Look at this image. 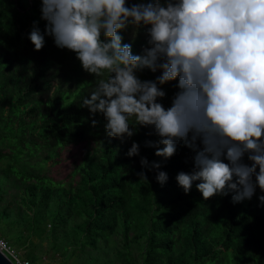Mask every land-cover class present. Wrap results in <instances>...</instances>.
Returning a JSON list of instances; mask_svg holds the SVG:
<instances>
[{"label": "trees", "instance_id": "1", "mask_svg": "<svg viewBox=\"0 0 264 264\" xmlns=\"http://www.w3.org/2000/svg\"><path fill=\"white\" fill-rule=\"evenodd\" d=\"M141 2L152 0H127L128 6ZM41 7V0H0V74L10 88L21 81L28 71V63L38 53L45 61L54 56L77 77L78 91L74 96L79 95L83 102L101 77L86 72L75 52L55 45L54 38L45 33L46 21L41 19ZM34 22H38L36 26L45 39L39 51L28 38ZM118 34L122 44H131L133 55H142L143 42L134 25L129 23ZM142 73H152L157 78L147 67L142 68ZM35 74L39 78L33 77L34 83L27 89L33 103L32 114L38 116L35 122L16 124L19 119L23 120L18 117V111L29 103L28 94L17 93L13 99L3 98L4 101L0 97L1 238L6 237L12 246L14 243L28 248L37 259L35 247L48 237L44 235L53 226L52 219L54 245L62 250V259L58 261L61 264L73 255L75 264H118V261L120 264H264V202L259 199L264 191L257 186L251 199L236 203L232 200L235 195L232 191L205 200L196 188L201 181H194L186 194L176 176L193 171L195 152L182 140L177 142L175 154L165 159L146 146L147 141L160 139L155 132L145 137L138 131L129 139L126 151L111 148L104 153L102 168L93 178L94 194L80 189L72 193V184L65 185L43 173L46 164L70 136L76 138L81 130L85 138L86 120L79 110L66 114L59 111L65 102L71 105L73 101L69 100L71 90L62 86L58 91L65 93L60 98L63 103L59 102V94L50 101L58 112L46 111L37 96L46 94L52 83L46 79V66L35 69ZM108 75L104 72L103 78ZM177 92V89L171 90L166 98L171 105ZM6 100L16 109L2 117ZM132 120L135 118L130 119V124ZM27 126L31 135L37 136L35 146L22 135ZM134 142L139 145V155L129 157L127 152ZM247 156L245 154L243 162ZM141 157L148 160L147 167L141 165ZM153 163H160L161 167L153 168ZM159 171L168 176L163 185L156 180ZM141 172L146 179L139 175ZM88 181L84 178L82 185ZM12 187L17 191L6 201ZM52 194L56 196L54 203L58 204L54 210L48 208ZM66 202V212L60 213ZM41 218L47 223V227L41 228L45 232L32 240L33 231L40 229ZM25 253L28 252L25 250Z\"/></svg>", "mask_w": 264, "mask_h": 264}, {"label": "clouds", "instance_id": "2", "mask_svg": "<svg viewBox=\"0 0 264 264\" xmlns=\"http://www.w3.org/2000/svg\"><path fill=\"white\" fill-rule=\"evenodd\" d=\"M41 4L45 33L58 48L75 52L86 72L101 77L82 106L103 114L108 137H132L137 125L152 127L160 139L146 146L165 159L184 141L195 152L193 171L176 176L186 194L194 181H201L196 188L205 200L232 191L236 203L251 199L257 186L264 191V0ZM37 23L28 38L39 51L45 39ZM129 23L149 26L150 47L143 55L122 44L118 33ZM145 67L157 78L144 75ZM105 71L109 75L103 78ZM170 81L178 92L165 109L158 100L170 95L165 88ZM245 154L251 166L243 162ZM127 155L138 156L139 145L134 142ZM140 163L148 166L145 157ZM167 179L165 172L157 173L162 185ZM259 199L264 202V196Z\"/></svg>", "mask_w": 264, "mask_h": 264}, {"label": "rangeland", "instance_id": "3", "mask_svg": "<svg viewBox=\"0 0 264 264\" xmlns=\"http://www.w3.org/2000/svg\"><path fill=\"white\" fill-rule=\"evenodd\" d=\"M147 3V2H146ZM147 27L143 24L136 26L134 25V29H137L138 35L140 37V42L142 43V46L140 49H142V55H143V49L145 47H150L148 45L147 41L149 39L147 34ZM51 55V54H50ZM22 65V64H21ZM42 66H46L47 71V77L46 79H49L52 83V87L48 90V92L45 94L40 93L37 97L42 99V107L48 110L54 111V113H57L58 111L55 108H52V103H50L51 99L59 94V102L62 104L63 101L60 99L65 93L59 92L58 87L62 86L63 88L68 90H71L72 97L69 98V100H73L72 104L69 105L68 102H65L63 106L60 108L59 111H61L63 114L68 113L69 111H76L79 110L82 114V116L86 120V136L85 138H82L81 130L78 132L79 136L69 137V140L66 141L62 148L59 149L58 153L49 160V162L46 164V168L43 171L46 175H48L52 180H56L59 182H63L65 185L72 184V193L75 192V190L80 189L81 191H85L86 193H95L93 191V178L95 177L96 171H98L99 168H102V159L103 155L106 151L113 148L115 150H120L122 152L127 150V144L131 137H123L121 138H110L106 134L105 130V124L106 120L102 113H91L88 108H85L82 106L81 97L74 96L75 93L78 91V79L75 75H72L66 66L65 63L59 62L54 56H52V60L45 61L40 53L37 54L36 58H34L32 61L28 63V71L26 72L25 76L19 81V83L12 85L10 88L8 85L5 84V80L3 79V76L0 74V97L5 98L8 97V99H13V95L17 93H26L28 96L26 97V100H28L27 105H22L20 110L18 111V117L22 118L23 120H18L16 124H19L22 122L23 124L29 123V122H35V120L38 118L36 114H32V105L33 103L30 101L31 96L27 92V89L32 86L34 83V79L39 78L35 74V69L40 68ZM6 71V68H5ZM106 72V71H105ZM161 75V73H159ZM165 88L170 94L171 90H176V85L174 84V81L167 82L165 84ZM13 92V93H12ZM15 99V98H14ZM4 101V100H3ZM158 102L162 103V105L165 107V109L169 108L171 105L170 100L163 98L159 99ZM84 108L88 111V114L86 115ZM15 110L16 107L12 106L9 103V100L5 101V111L2 117L9 116L10 112L12 110ZM1 117V116H0ZM17 117V118H18ZM16 118V119H17ZM93 120L96 121V124L93 125ZM71 121H74L71 119ZM135 121L132 120L131 124H134ZM72 125L67 128L66 133H68L71 130ZM130 128H132V125H130ZM30 127H25V133L22 135H25V138H28V141L32 143L35 146L37 136H32L30 133ZM134 135L137 134L138 131H142L145 137H148L154 132V129L152 127H143L137 125L135 128H133ZM26 142V141H23ZM21 142V143H23ZM153 142V141H152ZM6 148V147H5ZM153 149V153L156 152V148L150 147ZM8 150V149H4ZM244 163L251 165V161L248 160V158L244 161ZM258 170V169H257ZM116 173V172H115ZM84 178L88 179V183L83 186ZM17 191L15 187H12L9 190V193L6 195L7 200L10 201L12 195ZM65 195V194H64ZM74 195V194H71ZM54 198L56 196L52 194V196L49 199L50 206L48 208H51L54 210V208H58V204L54 203ZM138 200L141 199L137 198ZM67 206V202L65 206L59 210L60 213L66 212L65 208ZM90 206V205H89ZM79 219H76L78 221ZM75 221V220H74ZM73 221L70 220V223ZM51 225L53 226L49 227L46 231V235L48 237H44L39 245H36L35 254L38 255V258L36 259V256L29 251L28 248H20L17 247L14 243L11 247L13 249H17L19 253V257L21 259L30 258L33 260H36V264H61V262H58L62 259L61 255V249L55 247L54 245V220L51 219L50 221ZM47 227V223L41 218L39 223V228L33 231L32 233V240L34 238H39L45 230H41V228ZM67 231H69V225L67 228ZM66 231L62 232L65 233ZM59 234V233H58ZM1 237V236H0ZM4 237V236H2ZM6 240H8L6 237H4ZM27 247V246H26ZM41 248V251L39 250ZM25 250L28 252L25 253ZM39 250V251H38ZM80 251V250H79ZM78 251V252H79ZM94 253H96L94 251ZM113 253L111 254V256ZM76 262V256L73 255L71 257L66 258V261L64 264H75ZM118 264L120 262L118 261Z\"/></svg>", "mask_w": 264, "mask_h": 264}, {"label": "built area", "instance_id": "4", "mask_svg": "<svg viewBox=\"0 0 264 264\" xmlns=\"http://www.w3.org/2000/svg\"><path fill=\"white\" fill-rule=\"evenodd\" d=\"M7 249L4 250L3 252L12 260V262L14 264H36L33 261L29 260V259H21L19 257V252L16 251L15 249H13L8 243L7 241H5L4 239L0 238V249Z\"/></svg>", "mask_w": 264, "mask_h": 264}, {"label": "water", "instance_id": "5", "mask_svg": "<svg viewBox=\"0 0 264 264\" xmlns=\"http://www.w3.org/2000/svg\"><path fill=\"white\" fill-rule=\"evenodd\" d=\"M3 251L0 252V264H14L11 259Z\"/></svg>", "mask_w": 264, "mask_h": 264}]
</instances>
